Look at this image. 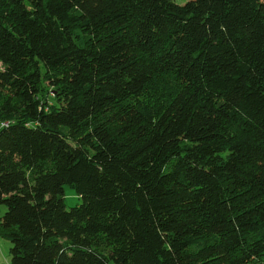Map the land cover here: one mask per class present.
<instances>
[{"label": "trees", "instance_id": "obj_1", "mask_svg": "<svg viewBox=\"0 0 264 264\" xmlns=\"http://www.w3.org/2000/svg\"><path fill=\"white\" fill-rule=\"evenodd\" d=\"M3 206L1 264H264V0H0Z\"/></svg>", "mask_w": 264, "mask_h": 264}, {"label": "rangeland", "instance_id": "obj_2", "mask_svg": "<svg viewBox=\"0 0 264 264\" xmlns=\"http://www.w3.org/2000/svg\"><path fill=\"white\" fill-rule=\"evenodd\" d=\"M174 1H176L178 4L184 5L190 0H174ZM64 193H65V204L68 209L77 207L81 204L80 197L76 193L75 189H73L71 186H65ZM5 212H6V207L3 206L0 211V217H2ZM0 244L6 246V249L8 250L7 254L10 255V243L6 240L0 239Z\"/></svg>", "mask_w": 264, "mask_h": 264}, {"label": "crops", "instance_id": "obj_3", "mask_svg": "<svg viewBox=\"0 0 264 264\" xmlns=\"http://www.w3.org/2000/svg\"><path fill=\"white\" fill-rule=\"evenodd\" d=\"M7 253H8V250L6 249V246L0 244V264L10 263V256Z\"/></svg>", "mask_w": 264, "mask_h": 264}]
</instances>
